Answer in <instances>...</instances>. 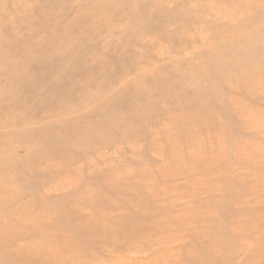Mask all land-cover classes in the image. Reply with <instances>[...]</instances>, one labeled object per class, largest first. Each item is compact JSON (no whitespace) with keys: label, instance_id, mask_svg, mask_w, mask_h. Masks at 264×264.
<instances>
[{"label":"rangeland","instance_id":"374dc122","mask_svg":"<svg viewBox=\"0 0 264 264\" xmlns=\"http://www.w3.org/2000/svg\"><path fill=\"white\" fill-rule=\"evenodd\" d=\"M0 264H264V0H0Z\"/></svg>","mask_w":264,"mask_h":264}]
</instances>
